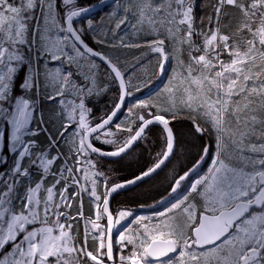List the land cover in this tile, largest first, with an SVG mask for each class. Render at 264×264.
Wrapping results in <instances>:
<instances>
[{
	"label": "snow or ice",
	"instance_id": "snow-or-ice-1",
	"mask_svg": "<svg viewBox=\"0 0 264 264\" xmlns=\"http://www.w3.org/2000/svg\"><path fill=\"white\" fill-rule=\"evenodd\" d=\"M199 7L0 0V264H264V0H215L204 17ZM102 48L158 54L160 76L175 59L161 98L134 97L139 60ZM113 89L95 116L93 98ZM181 118L215 154L204 144L173 173L162 211L113 212V193L166 166ZM153 124L164 146L150 166L130 179L103 170ZM129 217L135 228L121 231Z\"/></svg>",
	"mask_w": 264,
	"mask_h": 264
},
{
	"label": "trees",
	"instance_id": "trees-1",
	"mask_svg": "<svg viewBox=\"0 0 264 264\" xmlns=\"http://www.w3.org/2000/svg\"><path fill=\"white\" fill-rule=\"evenodd\" d=\"M79 2L81 4H87L90 0H79ZM198 3L200 4V7L197 10V15L204 17L211 12V5L215 3V0H198ZM80 22L83 23L84 21L81 20ZM225 23H227V18L225 19ZM88 42L91 46L100 48L99 45L93 44L90 38L88 39ZM101 50L109 53L110 55H116L119 53L117 50L113 51L108 48H102ZM145 51L146 49H142L141 53H144ZM157 55L158 54L148 53L145 55V59L138 64L139 67L137 68V75H141L145 72L147 75H143L141 79L137 81L138 83L144 82V84L141 86V91L134 92L136 94L134 97L145 98V95L151 90L160 88L167 77L168 74L160 76L156 73ZM184 58L187 59L186 53L184 54ZM171 65L172 63L168 68H170ZM143 66L146 67L145 70H143ZM114 94L115 89L111 90L106 95L100 96L98 99L93 98L90 106L93 108L95 116H101L111 107ZM128 102H132V97L128 99ZM46 107H51V105L46 104ZM125 115L126 113L122 115L120 119ZM170 125L173 128L176 142L175 151L170 161L162 171L150 179L141 183L137 187L114 197V212L117 209L122 208H131L135 214H150L162 211L164 206L160 203V201L162 197L167 195V190L169 189L173 173H182L183 170H186L187 167L191 165L193 158L196 157L198 151L204 144L211 145V158L212 153L215 151L214 138H209L207 135L201 136L196 133L191 122L186 119L181 118L174 120L170 123ZM163 135L162 127L158 125L150 127L145 133L144 139H142L136 147L129 151V154L124 155L123 158H117L115 160H104L102 165L103 170H114V172L110 174H113L117 178H132L134 174H138L142 169H146L150 166L156 153L162 150L164 146ZM210 158L201 168L199 175H201L202 171L209 164ZM89 207V200L85 197V214L88 213ZM80 232L82 235V224ZM89 244H91V239H89Z\"/></svg>",
	"mask_w": 264,
	"mask_h": 264
},
{
	"label": "rangeland",
	"instance_id": "rangeland-1",
	"mask_svg": "<svg viewBox=\"0 0 264 264\" xmlns=\"http://www.w3.org/2000/svg\"><path fill=\"white\" fill-rule=\"evenodd\" d=\"M121 3H126V0H120ZM129 39H132L131 37V32L129 30ZM122 34V33H121ZM144 39V36L143 34L141 33L140 35V40L142 41ZM141 49H119L117 51H119V54L121 56L122 59L126 60L128 62L129 65L131 64H135L137 62V59L139 60V63H141L144 59H145V55L142 56V53H141ZM184 58V57H183ZM185 59V58H184ZM172 63V65L169 67V65ZM176 66V60L175 59H170V61L168 62V64H166V70H167V77L165 78L162 86L160 88H157V89H154V90H151L148 94L145 95V98H142V99H159L161 98L163 92H164V89L165 87L167 86V83H168V77L171 75V72H172V69L173 67ZM138 64H137V68H138ZM143 70H145L146 67H142ZM138 83V82H137ZM141 86L144 84V82H140ZM133 96H136L135 93H133ZM125 118L122 117L121 120H123ZM215 154V151L212 153V156ZM210 164V162H209ZM209 164L207 165V167L202 171L201 175H203L206 171H207V168L209 166ZM154 213H150V214H135L134 213V216H140V215H144V216H152ZM133 218L132 217H129L127 220L123 221L122 224L125 226V227H122L120 230L121 231H125L126 228H135V224H134V221L132 223H129V221H132ZM82 228H83V224H82ZM116 238H115V242L116 240L118 239V233L116 231ZM118 247V245H115Z\"/></svg>",
	"mask_w": 264,
	"mask_h": 264
},
{
	"label": "water",
	"instance_id": "water-1",
	"mask_svg": "<svg viewBox=\"0 0 264 264\" xmlns=\"http://www.w3.org/2000/svg\"><path fill=\"white\" fill-rule=\"evenodd\" d=\"M80 21H81V20H80ZM155 125H158V124L150 125V126L148 127V129H149L150 127H152V126H155ZM158 126L162 127L161 125H158ZM170 126H171V125H170ZM171 127H172V126H171ZM148 129H146V132H147ZM146 132H145V133H146ZM173 133H174V131H173ZM174 137H175V135H174ZM140 141H141V140L137 141V142L133 145L132 149H133L134 147H136V146L139 144ZM175 145H176V142L174 143V151H175ZM132 149H130L129 151H131ZM174 151H173V154H174ZM172 156H173V155H172ZM172 156H171V157H172ZM171 157H170V159H171ZM117 158H119V157H117ZM117 158H111V157H109V158H104V160H115V159H117ZM170 159H169V161H170ZM169 161H166V165H167V163H168ZM164 167H165V166H162V168L159 169V170H157L156 173L152 174V176H150V177H146L143 181H138L137 184H135V185L127 186V187L124 188V189L118 190L117 193H113L112 196L110 197V201H109L110 209L113 211V199H114V197H116L117 195H119V194H121V193H123V192L129 191V190H131V189L137 187V186L140 185L141 183L145 182L146 180L150 179L151 177H153L154 175H156L157 173H159L160 171H162V170L164 169ZM202 167H203V166H202ZM202 167H201V168H202ZM200 170H201V169H200ZM113 212H114V211H113ZM115 238H116V230L114 229V231H113V242H114V247H115Z\"/></svg>",
	"mask_w": 264,
	"mask_h": 264
},
{
	"label": "flooded vegetation",
	"instance_id": "flooded-vegetation-1",
	"mask_svg": "<svg viewBox=\"0 0 264 264\" xmlns=\"http://www.w3.org/2000/svg\"><path fill=\"white\" fill-rule=\"evenodd\" d=\"M116 245V244H115ZM117 248V246H115Z\"/></svg>",
	"mask_w": 264,
	"mask_h": 264
}]
</instances>
